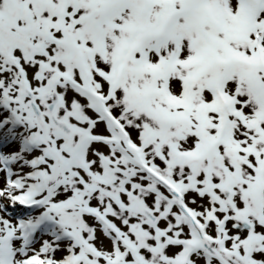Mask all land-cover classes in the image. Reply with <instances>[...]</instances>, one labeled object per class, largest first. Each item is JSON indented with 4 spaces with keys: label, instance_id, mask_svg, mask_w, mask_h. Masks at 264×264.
<instances>
[{
    "label": "snow or ice",
    "instance_id": "obj_1",
    "mask_svg": "<svg viewBox=\"0 0 264 264\" xmlns=\"http://www.w3.org/2000/svg\"><path fill=\"white\" fill-rule=\"evenodd\" d=\"M0 264H264V0H0Z\"/></svg>",
    "mask_w": 264,
    "mask_h": 264
}]
</instances>
